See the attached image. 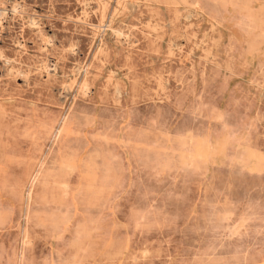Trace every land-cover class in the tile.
<instances>
[{"label":"rangeland","instance_id":"obj_1","mask_svg":"<svg viewBox=\"0 0 264 264\" xmlns=\"http://www.w3.org/2000/svg\"><path fill=\"white\" fill-rule=\"evenodd\" d=\"M0 11V264H264V0Z\"/></svg>","mask_w":264,"mask_h":264},{"label":"bare ground","instance_id":"obj_2","mask_svg":"<svg viewBox=\"0 0 264 264\" xmlns=\"http://www.w3.org/2000/svg\"><path fill=\"white\" fill-rule=\"evenodd\" d=\"M6 3V2H5ZM15 4V3H14ZM17 4V3H16ZM15 4V5H16ZM7 5V4H6ZM19 6V5H18ZM16 7V6H15ZM7 8V7H6ZM23 8V7H22ZM89 8V7H88ZM8 9V8H7ZM7 9H6V11H7ZM33 10V9H32ZM1 12V11H0ZM8 12H10V11H8ZM93 13V12H92ZM114 13H116L115 11H114ZM15 15V14H14ZM82 15V14H81ZM85 15H87V14H85ZM91 15V14H90ZM95 15V14H94ZM102 15V14H101ZM0 16H1V14H0ZM18 16V15H17ZM10 17V16H9ZM32 17H34V16H32ZM26 18V17H25ZM22 19V18H21ZM15 20H16V18H15ZM23 20H24V18H23ZM79 21H81L80 19H78ZM12 22V21H11ZM8 29V28H7ZM23 30V29H22ZM5 31H6V29H5ZM15 31V30H14ZM2 33V32H1ZM40 33V32H39ZM16 34V33H15ZM6 35V34H5ZM5 39V38H4ZM39 39V38H38ZM37 39V40H38ZM43 39V38H42ZM49 41H51V37H49ZM54 40V39H53ZM44 42V41H43ZM46 42H47V39H46ZM57 42V41H56ZM47 44V43H46ZM12 48V47H11ZM25 48V47H24ZM47 47H45V49H46ZM50 48V47H49ZM44 49V48H43ZM42 49V50H43ZM17 50V49H16ZM18 51V50H17ZM1 59H2V57H1ZM13 59V58H12ZM46 62V61H45ZM56 62V61H55ZM54 62V63H55ZM58 62V61H57ZM19 63V62H18ZM46 63H48V62H46ZM46 63L44 64V65H46ZM5 64V63H4ZM40 65V64H39ZM57 66V65H56ZM10 69V68H9ZM38 69V68H37ZM52 69V68H51ZM43 70V69H42ZM56 70V69H55ZM18 71V70H17ZM20 71V70H19ZM50 71V70H49ZM36 72V71H35ZM16 73H18V72H16ZM5 84V83H4ZM25 84V83H24ZM27 85V84H26ZM7 98V97H6ZM5 99V98H4ZM10 101V100H9ZM33 105V104H32Z\"/></svg>","mask_w":264,"mask_h":264}]
</instances>
